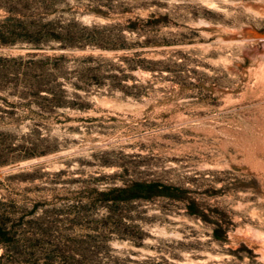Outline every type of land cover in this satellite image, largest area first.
Instances as JSON below:
<instances>
[{
    "label": "rangeland",
    "instance_id": "rangeland-1",
    "mask_svg": "<svg viewBox=\"0 0 264 264\" xmlns=\"http://www.w3.org/2000/svg\"><path fill=\"white\" fill-rule=\"evenodd\" d=\"M19 22L79 38L34 58L64 56L52 93L0 89V212L108 234L118 264H264V0H0Z\"/></svg>",
    "mask_w": 264,
    "mask_h": 264
},
{
    "label": "trees",
    "instance_id": "trees-1",
    "mask_svg": "<svg viewBox=\"0 0 264 264\" xmlns=\"http://www.w3.org/2000/svg\"><path fill=\"white\" fill-rule=\"evenodd\" d=\"M79 38L76 26L52 23L29 22L5 26L0 30V44L11 45L17 41L29 44L36 51L29 54L31 59L23 61L8 74L0 65V89L11 80L13 92L18 90V83L27 88L20 95L52 93L49 84L61 73L59 57L34 59L38 51L46 49L50 40L61 43V48H72ZM9 60L0 57V64ZM51 65L49 71L47 66ZM50 69L53 72H50ZM20 73L23 77L19 78ZM18 93V92H17ZM153 185L143 186L147 192L153 191ZM57 220L38 218L26 220L25 216L14 218L9 212H0V264H118L119 259L111 254L116 251L111 246L108 234H66L56 230ZM25 226V227H24ZM219 233V232H218ZM216 238H221L215 231Z\"/></svg>",
    "mask_w": 264,
    "mask_h": 264
}]
</instances>
